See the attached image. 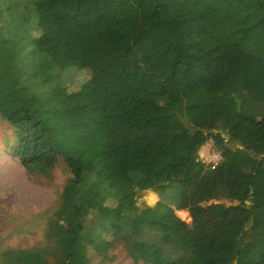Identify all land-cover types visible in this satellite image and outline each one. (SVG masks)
<instances>
[{
  "label": "trees",
  "instance_id": "trees-1",
  "mask_svg": "<svg viewBox=\"0 0 264 264\" xmlns=\"http://www.w3.org/2000/svg\"><path fill=\"white\" fill-rule=\"evenodd\" d=\"M73 70L89 77L67 115L54 93ZM260 81L264 0H0L10 151L29 173L59 158L70 173L46 245L0 264H90L107 238L144 264H264ZM209 139L215 166L199 158ZM221 192L231 205L205 207Z\"/></svg>",
  "mask_w": 264,
  "mask_h": 264
},
{
  "label": "rangeland",
  "instance_id": "rangeland-1",
  "mask_svg": "<svg viewBox=\"0 0 264 264\" xmlns=\"http://www.w3.org/2000/svg\"><path fill=\"white\" fill-rule=\"evenodd\" d=\"M32 34L37 35L36 32ZM38 48L45 49L44 45ZM88 77V72L83 70L66 71L64 74V81L58 85L61 89L54 93V98L67 115L74 113L73 106L77 104L72 103L71 94L78 90ZM251 90L256 91L263 98L260 92H264V82H252ZM262 108L264 113V107ZM240 119L238 116L237 120ZM12 136V128L0 117V252L5 249L46 245L44 238L46 223L56 218L58 214L66 212V206L61 200V192L64 183L70 177L66 164L61 158L48 176L26 171L10 151L15 143ZM203 147L206 150L203 154H199V158L206 165H213L211 160L213 153L217 151L212 141L209 139ZM136 197L139 206H154L158 201L156 194L150 191L140 192ZM211 204L219 206L221 211L231 205L222 192L216 200L207 203L205 207ZM175 214L194 228L189 216L188 219H183L181 213L175 212ZM87 253L90 264H144L141 261H131L123 245L114 242L112 238H107L104 244L89 248Z\"/></svg>",
  "mask_w": 264,
  "mask_h": 264
},
{
  "label": "built area",
  "instance_id": "built-area-1",
  "mask_svg": "<svg viewBox=\"0 0 264 264\" xmlns=\"http://www.w3.org/2000/svg\"><path fill=\"white\" fill-rule=\"evenodd\" d=\"M221 158H220V155L217 154V152L213 153V159L211 160V162H213V165L212 166H215L217 165L219 162H220Z\"/></svg>",
  "mask_w": 264,
  "mask_h": 264
},
{
  "label": "crops",
  "instance_id": "crops-1",
  "mask_svg": "<svg viewBox=\"0 0 264 264\" xmlns=\"http://www.w3.org/2000/svg\"><path fill=\"white\" fill-rule=\"evenodd\" d=\"M204 150H206V148H205V147H202V148L200 149V151H199V154H200V155L203 154Z\"/></svg>",
  "mask_w": 264,
  "mask_h": 264
}]
</instances>
